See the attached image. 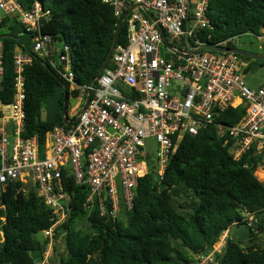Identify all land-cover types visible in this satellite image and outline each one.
Wrapping results in <instances>:
<instances>
[{
  "label": "built area",
  "instance_id": "obj_1",
  "mask_svg": "<svg viewBox=\"0 0 264 264\" xmlns=\"http://www.w3.org/2000/svg\"><path fill=\"white\" fill-rule=\"evenodd\" d=\"M103 2L116 18L115 32L124 25L125 44L116 43L96 85L87 89L73 86L68 57H59L62 77L81 108L74 123L46 134L42 150L36 135L24 136L25 70L35 57L52 68L58 65L51 59L56 51L50 37L40 34L47 12L37 1L24 9L19 0H0V23L4 17H16L33 35L30 50L18 49L13 56L10 101L0 96V187L12 181L30 184L52 211V224L43 231L48 243L41 264L49 263L55 231L68 216L64 171L76 184L87 186V208L96 200L101 215L116 218L121 203L131 208L141 178L152 169L162 177L184 136H196L215 124L232 158L254 160L255 172L261 169L264 175V83L255 89L247 86L236 54L193 52L187 43L193 49L236 48L234 37L216 44L203 41L201 32L212 28L209 0ZM258 38L264 41V30ZM3 78L0 53V94ZM230 108H241L244 114L233 125L218 121L217 116ZM151 140L156 149L150 147ZM259 181L264 184V177ZM253 221L245 215L248 227ZM229 236V230L223 232L210 251L194 255L187 264H216L215 254L223 253Z\"/></svg>",
  "mask_w": 264,
  "mask_h": 264
},
{
  "label": "trees",
  "instance_id": "obj_2",
  "mask_svg": "<svg viewBox=\"0 0 264 264\" xmlns=\"http://www.w3.org/2000/svg\"><path fill=\"white\" fill-rule=\"evenodd\" d=\"M36 1L47 12L40 34L49 36L58 52L57 58L51 56L56 68L35 57L25 70L24 136L36 135L43 150L46 134L64 126L63 85L69 97L73 94L62 77L59 57H68L75 88L96 85L115 38L116 18L103 0H19L24 9ZM209 18L212 28L201 32L207 44L259 35L264 30V0H209ZM32 39L16 17L2 18L0 96H6V103L13 88V56L18 49L29 51ZM117 43L125 44L124 25ZM243 114L241 108H230L217 120L233 125ZM223 141L215 124L196 136H184L162 177L150 170L139 180L131 208L121 203L123 220L101 215L96 200L87 208V186L76 184L64 171L68 216L60 227L63 232L59 228L54 236L63 238L64 252L49 264H187L192 256L210 251L227 230L230 236L223 253L215 254L216 264H264V184L255 175L256 162L248 157L235 161ZM245 215L253 217L252 227L244 222ZM52 218L34 188L25 192L20 181L1 185L0 264H35L30 254L43 255L48 240L40 242L37 236L51 226ZM82 222L85 227L79 228ZM239 226L246 234L232 236V229Z\"/></svg>",
  "mask_w": 264,
  "mask_h": 264
},
{
  "label": "rangeland",
  "instance_id": "obj_3",
  "mask_svg": "<svg viewBox=\"0 0 264 264\" xmlns=\"http://www.w3.org/2000/svg\"><path fill=\"white\" fill-rule=\"evenodd\" d=\"M192 24V21H191ZM260 35V34H259ZM259 35H253V34H244L240 37L232 36L234 37L235 47L246 50L252 53L264 55V41L259 40ZM58 47L62 45L61 42L57 43ZM55 58H57L58 53L55 52L54 54ZM243 65L242 67L246 69V72L243 73V79L246 82L247 86L255 89L258 88L260 85L264 83V62L258 63L257 60L250 59L247 61H242ZM79 104L78 99L75 94H72V96L69 97L68 101V109H67V117L68 118H76L77 114L81 107H77ZM84 102H81V105H83ZM150 147L152 149H156L157 145L154 140L150 141ZM258 172L262 173L261 169L257 170L255 172L256 177L259 180H262V177L258 175ZM263 174V173H262ZM31 188V185H25L24 191L28 192V190ZM124 210L121 209L117 213V218L124 219L123 218ZM80 228H84L85 224L82 222L78 225ZM238 233L246 234V229L243 226L234 227L232 229V236H235ZM38 241L43 242L45 240L44 235L42 233L38 234L37 236ZM64 252V244H63V238L60 236H56L53 243V249L49 256V259L54 260V258L57 256V254H61ZM193 257V256H192ZM49 264V263H48Z\"/></svg>",
  "mask_w": 264,
  "mask_h": 264
},
{
  "label": "water",
  "instance_id": "obj_4",
  "mask_svg": "<svg viewBox=\"0 0 264 264\" xmlns=\"http://www.w3.org/2000/svg\"><path fill=\"white\" fill-rule=\"evenodd\" d=\"M119 35H120V26L118 27V29L115 32V38H114L113 44L111 46L110 52H109L105 62L101 66L100 70L98 71L97 77L99 76L100 72L103 70V68L108 63V60L111 57L112 50L117 43ZM187 43L189 44V48H192L193 52H199V51H211V52H220V53L221 52H228V53H233V54H236L239 56L248 57V58H251L254 60H258V61H264V55L252 53V52L242 50L239 48H222V47L202 46V47H199L197 49H193L192 44L189 42L188 39H187ZM63 88H64V93H63L64 97H63V107H62V118H63V124L65 126H69L70 124L74 123L77 118L69 119L67 117L69 95H68V91H67V86L63 85ZM90 96H91V92L88 91L86 102L84 104L85 106L88 104ZM59 231L63 232V228H60ZM30 256L35 261V264H41V252L40 251H33V252H31Z\"/></svg>",
  "mask_w": 264,
  "mask_h": 264
},
{
  "label": "bare ground",
  "instance_id": "obj_5",
  "mask_svg": "<svg viewBox=\"0 0 264 264\" xmlns=\"http://www.w3.org/2000/svg\"><path fill=\"white\" fill-rule=\"evenodd\" d=\"M259 170V169H258ZM262 171V170H261ZM263 173V172H262ZM262 173H260V172H258V175H260L262 178L264 177V175L262 174Z\"/></svg>",
  "mask_w": 264,
  "mask_h": 264
},
{
  "label": "crops",
  "instance_id": "obj_6",
  "mask_svg": "<svg viewBox=\"0 0 264 264\" xmlns=\"http://www.w3.org/2000/svg\"><path fill=\"white\" fill-rule=\"evenodd\" d=\"M31 46V45H30Z\"/></svg>",
  "mask_w": 264,
  "mask_h": 264
}]
</instances>
